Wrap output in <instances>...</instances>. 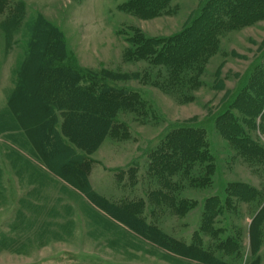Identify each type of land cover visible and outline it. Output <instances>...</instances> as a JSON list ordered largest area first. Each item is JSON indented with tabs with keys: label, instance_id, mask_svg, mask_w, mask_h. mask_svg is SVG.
<instances>
[{
	"label": "rangeland",
	"instance_id": "374dc122",
	"mask_svg": "<svg viewBox=\"0 0 264 264\" xmlns=\"http://www.w3.org/2000/svg\"><path fill=\"white\" fill-rule=\"evenodd\" d=\"M4 1L0 264L193 263L139 235L75 187L71 181L79 180L62 168L72 159L62 157L66 139L59 137L52 152L42 147L41 100L56 76L50 71L31 80L39 55L58 53L48 46L44 25L61 34L67 56L89 81L134 93L133 104L115 114L114 133L85 155L91 189L116 205L140 206L148 224L207 251L208 260L264 261V0L252 9L243 1L249 8L242 15L226 12L228 0ZM196 20L201 25L189 31V42L205 32V43L170 75L171 62L157 54L165 44L180 46ZM146 43L156 53L138 52ZM186 126L202 130L192 136L200 138L202 154L190 173L150 172L149 152ZM55 128L62 136L60 125Z\"/></svg>",
	"mask_w": 264,
	"mask_h": 264
},
{
	"label": "trees",
	"instance_id": "16d2710c",
	"mask_svg": "<svg viewBox=\"0 0 264 264\" xmlns=\"http://www.w3.org/2000/svg\"><path fill=\"white\" fill-rule=\"evenodd\" d=\"M228 1V4L225 6L226 12L230 11L229 13H235L237 15H242V9L244 8L250 7L252 9L256 5L263 3H261L262 0H248L253 5L248 3L247 5L249 7H247L243 2L245 0ZM3 2L5 1L0 0V6ZM201 11L200 20L207 14L203 8H201ZM200 20L193 22L182 33L183 40L180 46H178L179 43L173 46H171V43L165 44L162 48L164 51L157 54V58H161L162 62L168 64L171 62L173 71L170 75L174 74L180 68L179 66L181 64H189L191 59L198 55L199 48L201 47L202 49V44L205 43L203 39L205 40L206 38L205 32L202 34L203 37L201 35L196 36L194 42H189L194 38V36H189V34L192 35L189 31L195 25H201ZM211 26L209 27L210 33H212ZM44 27L48 32V46L52 48L54 46L58 51V53L48 56L45 53L39 55V63L34 70L35 80H31L36 81L37 77L48 74L50 71H53L52 73L56 76L53 83L48 81V86L45 87L41 100L42 110L39 115L41 124L38 127L41 129L39 139L45 151L47 153L49 151L52 152V148L60 143L59 137L66 139L67 141H62V157L63 159H69L72 156V159L67 163L63 162L62 168L79 180L78 183L72 180V184L88 193L92 201L96 200L104 204L106 209H110H107L110 213L113 212L115 214H113L114 218L122 221L139 235L188 259L197 260L206 264H226L222 260H217V262L211 258L208 260L206 257L210 255L207 251L198 248L196 245L191 246L183 242L175 241L155 226L148 224L142 217V208L140 206H133L131 204L126 206L116 205L98 196L91 189L87 175L89 165L86 162L85 155L92 154L109 134L112 135L114 133L115 114L125 104H133V98L130 99L129 97H132L134 93L125 88L112 87L107 84L97 85V83L94 84L89 81L87 77L82 75L84 71L77 64L76 60L72 57L70 59L67 56L64 41L60 40L61 34L59 32L53 34L54 29L51 26L49 29L47 25H44ZM54 36L55 38L53 39ZM179 40V37H177L176 41ZM152 48L153 45L146 43L138 48V52L141 51L145 54L144 52L147 50L152 55L156 53L152 52ZM37 84L40 85V83ZM51 84H53L52 87ZM32 96V92L26 94V97L31 98ZM55 125H60L62 136L60 135V131L55 128ZM22 126L28 131L26 126ZM91 126L93 127L92 130L89 128ZM201 131L200 129L187 126L173 129L162 140L161 146L158 149L149 152L152 162L148 170L155 172V175L157 171L164 172L163 174L169 173L171 176H175L177 171L181 175L189 174L190 163H197L199 160L194 159L201 158L202 154V150L199 148L201 146L199 143L200 138L193 139L192 136L202 135ZM206 159H208V156ZM201 168L202 166L198 164L197 170L199 171ZM203 170H206V168ZM162 177L164 178L165 176L162 175ZM203 179L206 180L205 177ZM256 218L254 222H256ZM258 250L259 247L256 248L255 246L252 252L255 254ZM194 252L197 254H193ZM260 261V257L250 258L246 264H260Z\"/></svg>",
	"mask_w": 264,
	"mask_h": 264
},
{
	"label": "crops",
	"instance_id": "0c3cea01",
	"mask_svg": "<svg viewBox=\"0 0 264 264\" xmlns=\"http://www.w3.org/2000/svg\"><path fill=\"white\" fill-rule=\"evenodd\" d=\"M188 260H189V259H188ZM192 260H193V259H192ZM192 260H190V262H193L194 264H203L202 262H199V261L196 262V261H192ZM193 263H192V264H193ZM243 264H244V263H243ZM260 264H264V261L261 260V261H260Z\"/></svg>",
	"mask_w": 264,
	"mask_h": 264
}]
</instances>
